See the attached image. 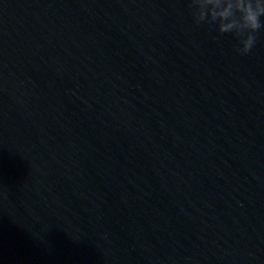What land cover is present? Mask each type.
<instances>
[{
  "label": "water",
  "instance_id": "obj_1",
  "mask_svg": "<svg viewBox=\"0 0 264 264\" xmlns=\"http://www.w3.org/2000/svg\"><path fill=\"white\" fill-rule=\"evenodd\" d=\"M205 9L0 0V264H264V28Z\"/></svg>",
  "mask_w": 264,
  "mask_h": 264
},
{
  "label": "clouds",
  "instance_id": "obj_2",
  "mask_svg": "<svg viewBox=\"0 0 264 264\" xmlns=\"http://www.w3.org/2000/svg\"><path fill=\"white\" fill-rule=\"evenodd\" d=\"M189 0V8L196 11L200 3L206 5L204 19L219 25L222 34H235L242 47L241 54L249 53L257 41V33L264 28V0ZM197 24L202 22L196 21Z\"/></svg>",
  "mask_w": 264,
  "mask_h": 264
}]
</instances>
